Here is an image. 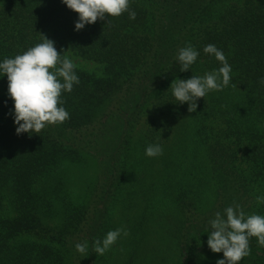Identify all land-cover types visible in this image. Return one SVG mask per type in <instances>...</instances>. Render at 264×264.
<instances>
[{
  "label": "trees",
  "instance_id": "obj_1",
  "mask_svg": "<svg viewBox=\"0 0 264 264\" xmlns=\"http://www.w3.org/2000/svg\"><path fill=\"white\" fill-rule=\"evenodd\" d=\"M136 18L74 30L61 0H0V60L41 42L72 59L80 84L63 92L70 118L17 135L0 78V264H216L208 221L239 204L264 215V0H130ZM110 23L107 25V20ZM199 52L180 72L178 50ZM228 87L175 104L173 79L221 65ZM192 71V72H191ZM169 89V90H168ZM163 155H145L148 144ZM128 230L100 256L95 238ZM88 241L81 254L75 244ZM240 264H264L251 237Z\"/></svg>",
  "mask_w": 264,
  "mask_h": 264
},
{
  "label": "clouds",
  "instance_id": "obj_2",
  "mask_svg": "<svg viewBox=\"0 0 264 264\" xmlns=\"http://www.w3.org/2000/svg\"><path fill=\"white\" fill-rule=\"evenodd\" d=\"M61 3L78 13L75 31L83 30L98 19L105 20V14L112 18L127 12L130 20L136 18V12L130 8V0H61ZM41 36V42L21 54L0 60V78L7 77L8 97L13 101L11 117L17 135L39 133L49 125L68 120L70 113L63 106L62 93L71 92L74 85L80 84L73 60L60 54L53 40ZM203 52L214 57L221 66L202 76L193 74L188 79H173L169 87L175 104L187 103L189 112H196L200 98L228 87L231 81L232 67L223 50L207 44ZM199 56L200 52L190 43L180 48L176 54L180 72L191 70ZM259 83L264 85V77ZM163 152L159 143L148 144L145 148V155L150 158L161 156ZM256 201L264 204V194L256 196ZM208 224L209 230L205 232L208 233L209 249L213 253H223V258L216 264H240L251 254V237H256L258 245L264 247V215H248L239 204L217 211ZM128 235L124 227L109 230L103 238H95L91 242V250L103 256L118 239ZM89 247L88 241L75 244L76 251L81 254L87 253Z\"/></svg>",
  "mask_w": 264,
  "mask_h": 264
}]
</instances>
